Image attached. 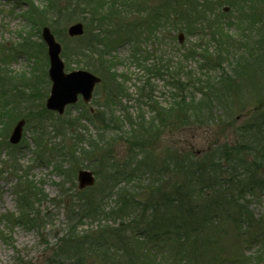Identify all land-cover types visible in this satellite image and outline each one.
<instances>
[{
	"label": "rangeland",
	"instance_id": "374dc122",
	"mask_svg": "<svg viewBox=\"0 0 264 264\" xmlns=\"http://www.w3.org/2000/svg\"><path fill=\"white\" fill-rule=\"evenodd\" d=\"M21 1L0 0V91L6 92L2 98L12 99L10 108L14 109L11 116L5 118L7 122L0 126V229L7 232L6 237L0 238V264H50L59 256L66 259L72 246L66 241L63 243L64 240L59 248L58 244L69 225L68 210L79 208L85 198L113 209L125 194L130 195V187L135 184L113 188L116 184L109 175L142 159V154L133 149V141H129L131 124L127 119L132 117L133 121H139L141 112L152 115L138 100L139 77L141 74L148 76L143 65L169 63L171 72L177 71L180 63L185 72L223 71V68L241 71L238 75L232 72L241 76L235 102L228 110L218 113L210 125L170 129L155 139L153 145L157 149L152 155L163 157L161 161L154 158V162L164 171L169 168L163 165L168 148L192 151L197 156L209 151L211 155L215 147L238 144L243 124L264 114V0H102L100 4L95 0L91 4L80 0L79 6L75 5L79 0H54L53 9L47 13L42 12V8L49 5L46 0H26L33 4L32 13L41 11L37 19L31 11L27 12L30 5ZM112 1H117L114 7ZM97 4L102 6L103 13L101 20L96 19L95 24L101 25L98 28L90 22V5L96 7ZM236 5L241 7L237 9ZM74 7L76 13L72 12ZM165 13L168 18L157 19V14ZM76 22L84 23L85 32L80 37H71L68 28ZM218 23L230 32L229 41L225 35L213 36ZM45 25L62 44L65 71L86 69L102 78L91 102L85 103L80 97L62 115L46 108L52 83L48 76L47 45L41 37ZM181 33L183 38L179 41ZM247 42L250 53L245 48ZM194 46L199 53H205L202 50L206 48L210 52L201 56V61L199 57H187L186 53L193 52ZM172 78L171 73L149 77V87H153V94L162 106L169 103ZM117 82H123L122 89L116 86ZM110 94L115 97L110 99ZM91 108L92 113H101L102 123L84 120ZM22 118L26 120L23 137L12 145L10 134ZM111 119H116L117 124H112ZM113 125L116 127L112 129ZM73 127L76 140L70 133ZM105 127L109 128L103 133L104 138L93 140L101 132L99 129ZM85 140H92L100 149L86 155L75 153V143L83 145ZM80 169L94 171L97 177L94 186L79 188L77 173ZM21 175H28L30 180L42 184L47 195L35 205L42 223L31 227L21 222L9 224L8 228L3 217L19 209L16 192L24 189V184H19ZM257 193L259 199L249 198V209L255 219L263 222L252 223L238 211L228 212L221 216L217 226L208 225L206 234L197 237L196 242L189 241L186 249L190 251H185V256L176 253L170 241L166 244L171 252L162 254V244L157 246L156 236L150 233L147 239L150 255L143 253L145 257L138 264H156L153 261L158 262L156 253L162 254L158 264H184L182 258L185 257L198 261L194 264H264V189H257ZM123 220L124 217L117 214L89 215L82 219L78 231L80 236L87 235L86 239L91 241L103 226L117 227L123 223L128 235L136 234L132 225ZM143 230L138 229L140 233ZM130 245L127 254L122 244L117 247L120 254L113 262L98 249H88L79 264H127L128 259L132 257L134 261L138 253L144 251L143 243L138 247L135 243Z\"/></svg>",
	"mask_w": 264,
	"mask_h": 264
},
{
	"label": "trees",
	"instance_id": "16d2710c",
	"mask_svg": "<svg viewBox=\"0 0 264 264\" xmlns=\"http://www.w3.org/2000/svg\"><path fill=\"white\" fill-rule=\"evenodd\" d=\"M91 1L86 0L88 4H91ZM95 1L98 4L102 2V0ZM46 3L49 5L42 8L44 10L42 12L45 13L47 10L53 9L54 0H46ZM98 4L96 7L90 5L92 8L90 22L92 21L96 28H98L97 26L101 27V25L95 24L96 19L101 20L103 18L102 6ZM112 4L114 7L117 1H112ZM75 5H81L80 0L75 2ZM30 6L33 4L30 3ZM75 7L72 11L74 13H76ZM240 7L241 5H236L237 9ZM45 8L47 9L45 10ZM30 11L36 19L42 15L39 13L40 10L38 13H32V9ZM164 18H168L166 13L165 15L157 14V19L162 20ZM217 25L212 33L213 36L225 35L226 40L229 41L230 32L228 33L221 23ZM247 44L248 42L245 43V48L248 47ZM219 48H221L220 45ZM196 49L197 46H194V51L186 54V56L200 57L210 52L209 48L203 49L205 53H198ZM225 52L228 55L229 48ZM247 53H250L248 48ZM232 56L235 57L236 54H232ZM218 57L221 59L222 55ZM200 65L204 66L203 63ZM159 69L158 66L149 68L148 76L139 86V103L146 105L152 115L147 116L145 112H141L138 114L139 121H133L132 117L127 119V122L131 124V132L128 135L129 141L131 143L133 141V149L138 154H142V159L145 161L143 163L140 159L134 165L120 167L112 175L111 173L109 175V179L116 184L113 188H123L126 185L133 186V184L136 188L130 187V195L125 194V198L118 201L113 209H107L101 202L94 204L90 198H85L84 203L79 208L71 207L68 210V215L70 214L68 228L64 236L59 239L58 244L59 248L61 242L66 241L72 246L71 251L65 255L66 259H60L59 256L50 264H79L84 260L88 249H98L113 262V259L118 258L120 254L117 247L122 244L127 254L130 244L133 245V243L136 247L141 243L144 244V251L141 253L143 256L141 258L144 259V255L150 253L147 247V237L150 233L152 236H156L155 238L159 243L164 244L163 246L166 245L163 248L168 249L169 246L166 242L170 241V243H174L173 246L169 244L174 251L185 256V251H190L186 249L189 241L196 242L197 237L206 234L208 225L215 224L217 226L221 216L228 212L238 211L241 217L250 219L252 223L263 222L262 219H255V214L249 209V198L259 199L257 189L260 191L264 189V176L261 175H264V114L253 122L248 121L243 124L238 144L215 147L211 155H209V151H205V154L203 151L197 156L192 151L186 152L168 148V155L163 160V165L169 166L167 171L161 169L154 162V158L161 161L163 157H153L152 155L157 149L153 143L163 132L188 125H210L217 119L218 113L228 110L240 92L238 78L241 76L237 77V73L241 71H232L236 72L237 75H233L231 71H226L225 68L223 71L185 72L181 63L178 64L177 71L171 72L169 64L167 71ZM168 73L173 75L172 92L168 105L162 106V102L153 94V87H149V77L150 75L166 76ZM122 83L117 82L116 86L122 89ZM109 97L113 99L115 96L110 94ZM142 99L145 101L141 102ZM259 106L262 107L263 105ZM90 114L91 112L85 117L89 121L103 122L101 113ZM107 123L110 124V121ZM111 123L117 124L116 119L114 121L111 119ZM108 128L99 129L101 132L93 140L104 138L103 133L107 132ZM74 131L75 127L70 130L73 136H75ZM76 139L75 136L74 140ZM75 144L74 152L82 155L90 152L96 153L100 149L92 140H85L83 145L82 142ZM137 157L136 154L135 159ZM109 163L112 165L111 159ZM63 166L64 164H62ZM19 181V184H24V189L20 192L17 191L20 215L17 217L16 214H11L13 223L17 224L21 221L35 227L34 225L38 222L41 225V215L39 211L35 210V205L47 196L42 189V184L30 180L28 175L19 176ZM109 190H111L110 187ZM101 214H117L119 217H124L123 222L132 225V231H137V233L128 235L126 229L122 227L123 223H120L121 225L119 224L117 227L112 224L103 226L97 237L91 241L86 239L87 235L80 236L78 227L82 224V219L89 215L98 216ZM3 218L11 222L9 214ZM13 223L11 222V224ZM138 229L144 230L140 233ZM5 235V233L0 232V236ZM143 253L145 254L143 255ZM72 254L78 255L68 259L67 256ZM182 259L184 264L186 262L189 264L198 262L186 257ZM157 260L159 262L160 258L158 257ZM73 261L75 262L72 263ZM128 261L127 264L135 263L132 257ZM153 261L158 264L155 260Z\"/></svg>",
	"mask_w": 264,
	"mask_h": 264
},
{
	"label": "water",
	"instance_id": "95a60500",
	"mask_svg": "<svg viewBox=\"0 0 264 264\" xmlns=\"http://www.w3.org/2000/svg\"><path fill=\"white\" fill-rule=\"evenodd\" d=\"M70 36H79L84 33V25L81 22L75 23L69 27ZM42 36L48 46L50 57L49 76L52 80L51 94L47 99V107L57 110L61 114L65 111L68 104L75 103L79 94L88 102L93 94L94 87L101 82V78L87 70H75L65 72V64L61 57L62 45L52 33L50 27L45 26ZM25 120L22 119L15 126L10 141L18 143L22 137V131ZM78 179L80 187L84 188L95 182L93 173L88 170L79 171Z\"/></svg>",
	"mask_w": 264,
	"mask_h": 264
}]
</instances>
